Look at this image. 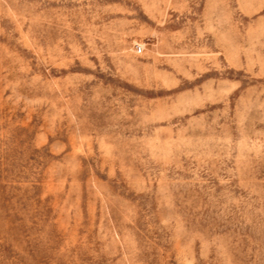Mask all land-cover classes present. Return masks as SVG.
Here are the masks:
<instances>
[{"label":"rangeland","instance_id":"rangeland-1","mask_svg":"<svg viewBox=\"0 0 264 264\" xmlns=\"http://www.w3.org/2000/svg\"><path fill=\"white\" fill-rule=\"evenodd\" d=\"M0 264H264V0H0Z\"/></svg>","mask_w":264,"mask_h":264},{"label":"built area","instance_id":"built-area-1","mask_svg":"<svg viewBox=\"0 0 264 264\" xmlns=\"http://www.w3.org/2000/svg\"><path fill=\"white\" fill-rule=\"evenodd\" d=\"M142 51H143L142 47L139 46V47L137 48V52H138V53H142Z\"/></svg>","mask_w":264,"mask_h":264}]
</instances>
